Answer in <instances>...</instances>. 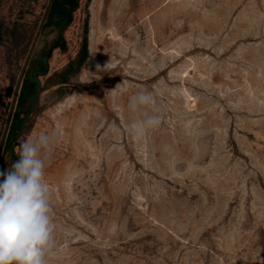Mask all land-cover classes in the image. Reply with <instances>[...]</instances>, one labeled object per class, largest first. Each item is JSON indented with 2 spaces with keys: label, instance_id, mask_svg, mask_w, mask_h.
Listing matches in <instances>:
<instances>
[{
  "label": "rangeland",
  "instance_id": "1",
  "mask_svg": "<svg viewBox=\"0 0 264 264\" xmlns=\"http://www.w3.org/2000/svg\"><path fill=\"white\" fill-rule=\"evenodd\" d=\"M33 132L47 264H264V0H0V170Z\"/></svg>",
  "mask_w": 264,
  "mask_h": 264
},
{
  "label": "clouds",
  "instance_id": "2",
  "mask_svg": "<svg viewBox=\"0 0 264 264\" xmlns=\"http://www.w3.org/2000/svg\"><path fill=\"white\" fill-rule=\"evenodd\" d=\"M154 104L153 93L140 89L129 97L127 108L138 113ZM161 122L158 111L145 113L130 123L129 132L142 137ZM56 140L55 132L31 133L14 149L18 158L11 167L0 170V264H47L55 224L46 168Z\"/></svg>",
  "mask_w": 264,
  "mask_h": 264
}]
</instances>
